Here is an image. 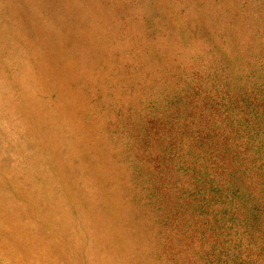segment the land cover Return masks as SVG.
<instances>
[{"label":"clouds","instance_id":"1","mask_svg":"<svg viewBox=\"0 0 264 264\" xmlns=\"http://www.w3.org/2000/svg\"><path fill=\"white\" fill-rule=\"evenodd\" d=\"M0 264H264V0H0Z\"/></svg>","mask_w":264,"mask_h":264}]
</instances>
